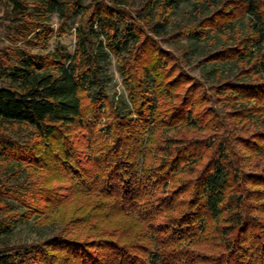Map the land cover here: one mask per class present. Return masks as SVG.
Segmentation results:
<instances>
[{"label": "trees", "instance_id": "obj_1", "mask_svg": "<svg viewBox=\"0 0 264 264\" xmlns=\"http://www.w3.org/2000/svg\"><path fill=\"white\" fill-rule=\"evenodd\" d=\"M38 2L47 16H79L76 45L68 58L0 61L10 82L0 86V165L10 178L51 158L70 185L39 194L37 207L20 181H0V264H264V0H146L137 17L124 0ZM185 6L196 21L167 39L222 41L199 60L216 79L212 95L145 33L163 34ZM24 8L13 0L17 18ZM111 58L130 107L105 91ZM227 70L234 76L221 79ZM175 128L207 135L176 139ZM21 131L34 143L12 138ZM62 191L75 206L90 200L75 222L83 239L3 237L17 222L48 226L39 215L62 205Z\"/></svg>", "mask_w": 264, "mask_h": 264}, {"label": "rangeland", "instance_id": "obj_2", "mask_svg": "<svg viewBox=\"0 0 264 264\" xmlns=\"http://www.w3.org/2000/svg\"><path fill=\"white\" fill-rule=\"evenodd\" d=\"M103 1L109 2L110 0ZM145 1L124 0L121 6L130 12L133 17H137V11ZM20 2L25 6V16L23 18H17L13 14V0H0V61L16 65L24 57L23 52L31 55L61 54L65 58L71 57L76 45L75 30L79 24V16L73 15L72 12L67 15V18H60L55 13L47 16L41 12V9L37 8L38 0H20ZM80 2L82 5H88L90 0H80ZM196 15L197 13L194 15L190 7H182L180 11L173 14L172 20L164 29L163 34L156 36V34L145 33L147 36L153 37L164 51H170L173 54L175 53L179 58L184 59L185 62L182 68L185 73L195 80L201 81L207 90L206 93L212 95L209 84L216 82V79L208 73L210 68H203V66L199 65V60L202 59L207 51L210 52L221 47L222 41L212 40L206 44L191 46L187 44L186 40L172 41L167 39L168 35L174 34L180 28L192 25L196 21ZM234 71L227 70L221 72V79L232 78ZM103 79L108 98L120 107L123 105L130 107L128 92H126L123 80L112 58L105 70ZM9 84L10 82L7 78H0V86H9ZM83 106L87 109L86 100ZM102 119L104 118L102 117ZM75 132L72 130L69 138H71L75 148H79L78 150L81 151L84 148L83 143L81 142L78 145L77 140L79 139L80 141L82 137L78 133V135H74ZM169 134V136L172 135L176 139L181 137L184 140L200 139V137L207 135L206 132L196 133L191 132L190 129H176ZM12 138L22 146L34 143L32 135L29 132L26 133V131L18 132ZM51 161L52 159L48 158V160L44 159L40 161L38 165L29 164L27 169H24L19 175H14L10 178H6L3 175V167L0 165V181L8 183L10 187L14 185V182L20 181L21 188L19 190L21 192L24 191L26 194V196L21 195L22 199H25L27 203H32L33 201V205L41 207L39 194L42 195L46 190H49V192L53 190L55 192L58 189H65V186L70 185L61 171V167L57 166L54 169L53 162ZM17 184L14 185L15 190H18ZM60 195L62 196V205L57 210L55 208H44L42 210L44 213H40L39 215L41 217L40 224L48 225L49 227L39 228V226L31 224V221L27 224L17 222L15 223L14 230L9 235H3V237L10 241V243L16 244L21 242L30 243L33 240L59 233L67 235L70 238L76 236L75 234H80V237L81 235L83 236L86 233L85 228L79 224H75V222L79 220L78 218H82L84 214L89 215L87 211L90 205L87 201L90 200H87L88 198H81L79 205L75 206V201H71L70 197L67 198L66 192L62 191ZM6 222L8 221L6 220ZM81 239L83 238L81 237ZM204 249L205 246L202 250Z\"/></svg>", "mask_w": 264, "mask_h": 264}]
</instances>
